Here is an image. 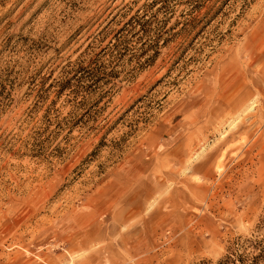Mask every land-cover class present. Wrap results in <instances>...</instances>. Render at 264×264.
<instances>
[{"label": "rangeland", "instance_id": "374dc122", "mask_svg": "<svg viewBox=\"0 0 264 264\" xmlns=\"http://www.w3.org/2000/svg\"><path fill=\"white\" fill-rule=\"evenodd\" d=\"M248 241L264 0H0V264L217 263Z\"/></svg>", "mask_w": 264, "mask_h": 264}, {"label": "trees", "instance_id": "16d2710c", "mask_svg": "<svg viewBox=\"0 0 264 264\" xmlns=\"http://www.w3.org/2000/svg\"><path fill=\"white\" fill-rule=\"evenodd\" d=\"M248 243H250V248L253 250L250 253H241L238 250H234L230 254H227L222 259H220L217 263H213L211 261H202L198 264H261L264 262V241H248ZM246 250L247 248L245 251Z\"/></svg>", "mask_w": 264, "mask_h": 264}, {"label": "bare ground", "instance_id": "6f19581e", "mask_svg": "<svg viewBox=\"0 0 264 264\" xmlns=\"http://www.w3.org/2000/svg\"><path fill=\"white\" fill-rule=\"evenodd\" d=\"M242 109V108H241ZM243 111V110H242ZM242 113V112H241ZM220 168V167H219Z\"/></svg>", "mask_w": 264, "mask_h": 264}]
</instances>
